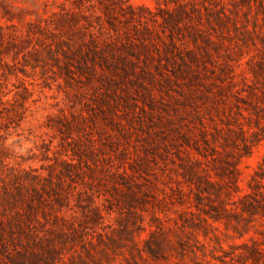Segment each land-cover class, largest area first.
I'll list each match as a JSON object with an SVG mask.
<instances>
[{"label":"rangeland","instance_id":"374dc122","mask_svg":"<svg viewBox=\"0 0 264 264\" xmlns=\"http://www.w3.org/2000/svg\"><path fill=\"white\" fill-rule=\"evenodd\" d=\"M121 1L137 19L108 46L100 0H0V237L83 264H264V210L241 208L264 196V8Z\"/></svg>","mask_w":264,"mask_h":264},{"label":"trees","instance_id":"16d2710c","mask_svg":"<svg viewBox=\"0 0 264 264\" xmlns=\"http://www.w3.org/2000/svg\"><path fill=\"white\" fill-rule=\"evenodd\" d=\"M73 3V5L77 7H81L84 5L85 0H69ZM246 5H251L252 1L254 3H259L260 6L264 8V0H234V2H238ZM100 3L103 4L104 8L106 9V18L108 21V26L104 25L103 22H100V31L99 34L104 36V42L109 46L113 44V33L116 34V37H118L120 33L119 25L115 21L122 22V17H125L126 19H137L135 15V9L131 6H124V3H122L121 0H100ZM105 12V11H104ZM75 15V14H73ZM97 16V15H96ZM97 16V18H99ZM101 18V17H100ZM90 35V41L92 44L98 43L96 32L89 31ZM260 170L256 171V176L254 177L256 184L262 183V178H264V158L263 163L259 165ZM257 188H259L257 185H255ZM261 191L255 190L254 193H260ZM250 196V195H249ZM253 198V200H250L249 198H245L243 201V205H241V208L243 211H250V210H257L258 208L264 210V196L260 200L258 199L255 194L253 196H250ZM1 236V235H0ZM29 238H31V241L29 240L26 242V244L21 245L22 248L14 247L10 248L7 245H5L3 239L0 237V264H83L84 260L83 258H80L79 260H76L75 258H69L68 261L64 259V253L57 250V247L53 245L52 239L48 238L47 241H49V244L43 240H37L35 237L28 235ZM37 242V243H36ZM39 243V245H38ZM34 245H38L39 247L36 248ZM246 248H248L249 254L252 258L253 256L257 255V250L254 247H249L246 245ZM249 258V257H248Z\"/></svg>","mask_w":264,"mask_h":264}]
</instances>
